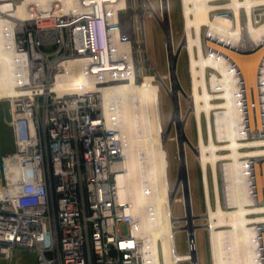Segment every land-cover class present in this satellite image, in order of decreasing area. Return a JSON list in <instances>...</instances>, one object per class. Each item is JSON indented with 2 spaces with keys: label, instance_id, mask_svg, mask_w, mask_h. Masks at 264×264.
Listing matches in <instances>:
<instances>
[{
  "label": "built area",
  "instance_id": "built-area-1",
  "mask_svg": "<svg viewBox=\"0 0 264 264\" xmlns=\"http://www.w3.org/2000/svg\"><path fill=\"white\" fill-rule=\"evenodd\" d=\"M127 1L0 0V20L24 58L16 92L0 99L14 136L0 158V258L18 250L35 264H146L136 206L117 185L125 132L103 105L105 90L137 72L160 75L135 66L145 52L135 50L141 22L130 26ZM141 1L145 31L147 17L163 23L171 1L159 0V10ZM191 237V259L178 264H198ZM259 255L264 261V246Z\"/></svg>",
  "mask_w": 264,
  "mask_h": 264
},
{
  "label": "bare ground",
  "instance_id": "bare-ground-1",
  "mask_svg": "<svg viewBox=\"0 0 264 264\" xmlns=\"http://www.w3.org/2000/svg\"><path fill=\"white\" fill-rule=\"evenodd\" d=\"M182 1L184 48L190 56L192 73L189 114L195 116L198 131L196 152L203 179L213 264H264L259 255V246H264V23L255 25V10L264 7V0ZM215 1L230 4L212 5ZM143 3L139 2L137 7L144 15L148 8ZM133 7L128 0L130 26L137 18L130 17L135 12ZM225 8L232 10V18L218 16L217 12ZM164 10L165 14H159L161 22L168 19L173 8L164 5ZM18 15H22L20 8ZM11 27L0 20V98L14 94L23 76L24 58L7 36ZM205 27L208 30L203 33ZM140 30L141 37L135 41L136 52L145 51L144 21ZM172 32L170 28V39ZM179 53L174 44L172 58ZM149 64V59L144 57L141 61L135 56L136 67ZM164 78L176 82L177 74L170 72L161 77L150 73L141 76L137 72L130 82L103 93L108 118L120 122L125 132V156L117 166L121 171L117 185L121 197L136 206L139 234L145 241L146 264H178L177 260L191 259V255L177 251L176 234L183 226L176 224L191 220V226L197 218L195 211L179 218L174 215L175 190L184 188L185 184L179 178L172 186L169 178L162 88L153 83ZM176 86L177 83H172L164 88L170 94L179 92L178 106L181 107L182 95L186 93ZM179 110L170 120L178 126L180 135L176 140L180 159L182 166L186 164L188 168L189 143L183 131L187 120ZM256 133L259 139H254ZM222 151L229 153L221 154ZM188 181L187 185L191 186L189 176ZM180 199L188 203L185 197ZM189 202L194 206L192 193ZM189 225L185 227L188 236ZM193 239L197 241L196 232ZM199 258L198 251V264Z\"/></svg>",
  "mask_w": 264,
  "mask_h": 264
},
{
  "label": "rangeland",
  "instance_id": "rangeland-1",
  "mask_svg": "<svg viewBox=\"0 0 264 264\" xmlns=\"http://www.w3.org/2000/svg\"><path fill=\"white\" fill-rule=\"evenodd\" d=\"M141 1V0H139ZM171 6L173 11L169 14L168 19L158 24L153 18L147 17L146 18V31L144 30L145 38V54L144 57L150 60L149 65H145L146 69H153V66L157 68L160 72L161 77H166L169 74V70L171 68L168 67L167 61L168 56L171 62V67H175V72L177 74L176 82L171 79H161L162 81L167 80L168 85L172 83H177L181 88L182 91L186 93V96L182 95L183 103L182 106H178V93H168L166 88L161 89V111H162V120L165 125V139H166V148L169 154V178L172 186L176 184L179 178L180 167L182 166V160L180 159V152H179V145L176 138L179 133L178 126L172 124L170 117L172 114H177L178 110L181 111L180 113L185 114L187 125L183 130L185 132V136L188 140V147H187V163H188V176L191 179V186L189 185L190 194L193 195L194 206L191 205L192 211H195L197 218L192 220L191 226L189 222H179L176 225L183 226L176 234V241H177V249L180 254H186L189 250L188 246V236H187V229L186 226L193 227L195 232L197 233V248L199 251V262L200 264H213L212 260V250L210 245V233L206 227L207 219L205 218L206 215V205H205V198L203 192V179L201 174L200 162L198 153L196 152V148L198 145V131L195 116L193 114H189L192 109V102L188 98L192 92V73H191V66H190V56L188 51L184 48V44L182 45L185 37V24H184V10H183V1L182 0H170ZM134 7L133 9L135 12L130 15L131 19L135 20L137 17L138 21H143V13L139 10L137 6L138 0H133ZM156 8L159 10V0H152ZM229 2V1H228ZM227 1H215L212 2V5H228ZM228 3V4H227ZM229 12V13H228ZM220 15L218 16H225L232 18V10L231 9H221L218 11ZM246 19L245 12L242 13V20L243 22ZM255 25L260 26L264 23V7H258L255 10ZM139 27V23L137 24ZM170 28L173 30V38L170 39L168 35V31ZM208 28L205 27L203 29V33L207 32ZM172 41V42H171ZM174 47H178L180 53L174 59L171 56V45ZM182 45V46H181ZM167 46L169 48V53L167 50ZM144 47V45H143ZM144 57H140L141 61ZM159 75V76H160ZM178 81V82H177ZM170 82V83H169ZM164 84V83H163ZM167 84L165 85L168 86ZM164 86V85H163ZM179 88V89H180ZM178 91V89H176ZM175 93V94H174ZM5 98V96H4ZM180 98V97H179ZM1 99V98H0ZM219 102V101H218ZM8 101L6 99L0 100V158L3 153H8L13 151L14 149V136L12 131L7 128L4 122V114L5 111L8 109ZM182 133V130L180 131ZM259 139L258 133H256L254 139ZM222 145V144H221ZM223 145H225L223 143ZM261 149V147L256 148L255 150ZM264 149V148H262ZM246 150V149H245ZM229 151H222L221 154H228ZM231 162V161H227ZM223 161L224 163H227ZM222 164V163H221ZM190 184V181H188ZM174 194V215L176 217H183L186 214L184 205L187 203L181 202L180 198L185 197L184 195V188L179 187ZM179 200V201H178ZM184 204V205H183ZM221 229H229L228 227H223ZM181 264H189L188 262L181 263Z\"/></svg>",
  "mask_w": 264,
  "mask_h": 264
},
{
  "label": "crops",
  "instance_id": "crops-1",
  "mask_svg": "<svg viewBox=\"0 0 264 264\" xmlns=\"http://www.w3.org/2000/svg\"><path fill=\"white\" fill-rule=\"evenodd\" d=\"M7 111V110H6ZM5 111V114H6ZM4 114V122L8 129L12 131V129L8 126L6 122V115ZM13 134V133H12ZM36 263V257L32 253H22L20 251H14L12 259H4L0 258V264H35Z\"/></svg>",
  "mask_w": 264,
  "mask_h": 264
},
{
  "label": "water",
  "instance_id": "water-1",
  "mask_svg": "<svg viewBox=\"0 0 264 264\" xmlns=\"http://www.w3.org/2000/svg\"><path fill=\"white\" fill-rule=\"evenodd\" d=\"M183 44H184V41H183L182 45ZM171 71H175V67H171ZM179 177H181L183 179L184 184H185L184 185V195H185V198L188 202L187 207H186V211H187V215H190L192 213V207H191L190 202H189L190 201V188L187 185L188 184V170H187L186 164L180 167ZM189 222H191V220ZM188 230L192 234L191 243L194 245L195 241L193 238H194L195 229L193 227H189Z\"/></svg>",
  "mask_w": 264,
  "mask_h": 264
}]
</instances>
